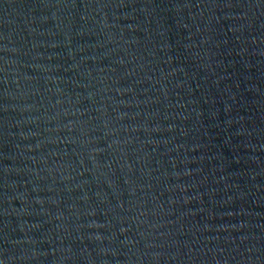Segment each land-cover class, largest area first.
Returning a JSON list of instances; mask_svg holds the SVG:
<instances>
[{
  "label": "water",
  "instance_id": "obj_1",
  "mask_svg": "<svg viewBox=\"0 0 264 264\" xmlns=\"http://www.w3.org/2000/svg\"><path fill=\"white\" fill-rule=\"evenodd\" d=\"M0 264H264V0H0Z\"/></svg>",
  "mask_w": 264,
  "mask_h": 264
}]
</instances>
